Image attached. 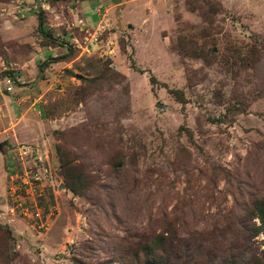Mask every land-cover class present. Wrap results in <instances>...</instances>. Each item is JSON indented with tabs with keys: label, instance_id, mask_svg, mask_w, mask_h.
I'll return each mask as SVG.
<instances>
[{
	"label": "rangeland",
	"instance_id": "374dc122",
	"mask_svg": "<svg viewBox=\"0 0 264 264\" xmlns=\"http://www.w3.org/2000/svg\"><path fill=\"white\" fill-rule=\"evenodd\" d=\"M37 1L0 0V264H110L156 234L187 264L263 256L244 205L264 193V0ZM19 144L41 227L9 215Z\"/></svg>",
	"mask_w": 264,
	"mask_h": 264
},
{
	"label": "trees",
	"instance_id": "16d2710c",
	"mask_svg": "<svg viewBox=\"0 0 264 264\" xmlns=\"http://www.w3.org/2000/svg\"><path fill=\"white\" fill-rule=\"evenodd\" d=\"M40 2V0H38ZM51 2H57V1H65V0H49ZM72 1H83V0H72ZM37 18H38V29L41 32V34L49 39H52L51 33L47 30V27L44 25V17L42 14V10L37 12ZM70 54H67L65 56H61V58L68 57ZM58 58H51V60H59ZM49 61H45L40 66V70L48 65ZM9 76L12 77V72H5ZM60 160L61 169L63 171V177L65 186L68 190L77 193L79 191L80 186L77 185V181H80L85 177L83 174H69V169L71 171V163L64 160V156L61 154L60 149L57 150ZM119 162H116V164ZM115 164V165H116ZM69 167V168H68ZM68 171V172H67ZM8 196V195H7ZM253 199H249L247 203L244 205V208L247 210V218H258L259 224L251 225L249 228L246 229L248 233V237L255 236L259 232H264V193L257 195L255 194L253 196ZM250 201V204L248 206V202ZM168 232H172V230H169ZM3 234L6 235V237H9L11 232L8 226H2L0 225V236ZM128 238V236H127ZM170 238V236H169ZM125 240V239H124ZM132 242H124L122 244H119V246L113 247L115 251L114 256L111 258L113 260H108L106 262L110 261V264L112 261H117V264H187V262H182L181 259H175V246L171 243L170 240H167L166 235L164 234H156L152 236L149 239L142 240L141 238H138L137 240L131 239ZM129 243V244H128ZM135 244L134 248H137L134 252H132L131 258L126 257V252L129 247V245ZM244 247V248H243ZM242 248H240V251L232 254L225 260V264H264V255L263 256H257L254 252L253 247L248 245H243ZM1 252V250H0ZM204 254V252H203ZM210 254L209 251L204 254V257H208ZM192 259V263L200 264L201 260H197L196 257L194 258H187ZM178 260V261H174ZM207 260V259H205ZM204 261V260H203ZM105 262V261H104ZM178 262V263H177ZM10 263V259L6 258V264ZM191 263V264H192ZM94 264H104L103 261L97 262Z\"/></svg>",
	"mask_w": 264,
	"mask_h": 264
},
{
	"label": "built area",
	"instance_id": "2783aa9c",
	"mask_svg": "<svg viewBox=\"0 0 264 264\" xmlns=\"http://www.w3.org/2000/svg\"><path fill=\"white\" fill-rule=\"evenodd\" d=\"M3 81L6 84L5 89L11 90L13 78L6 75ZM15 155L22 166V171L14 172L11 176L14 178V182L11 184L7 196L9 215L12 218L17 212L22 218L33 221L41 227L46 223L42 219L44 209L37 202L42 195L41 179L38 173L29 172L28 167L25 166L30 158L36 159V154L31 151L29 145L19 144Z\"/></svg>",
	"mask_w": 264,
	"mask_h": 264
},
{
	"label": "crops",
	"instance_id": "0c3cea01",
	"mask_svg": "<svg viewBox=\"0 0 264 264\" xmlns=\"http://www.w3.org/2000/svg\"><path fill=\"white\" fill-rule=\"evenodd\" d=\"M14 80V79H13ZM6 87V86H5ZM11 88H12V85H11ZM13 89V88H12ZM10 91V90H9ZM0 96H2L1 98H2V100H5V98L7 97V98H9L10 99V95L9 94H7V93H3L1 90H0ZM0 110H1V108H0ZM23 115H21V118H23L22 117ZM2 120H3V118H2ZM22 120V119H21ZM4 121V120H3ZM23 123L25 124V125H27L26 126V129L27 130H29V129H31V131H34V129H32L31 127H32V125L30 124V123H28L27 121H23ZM3 124V123H2ZM30 131V130H29ZM2 133V131L0 132V134ZM6 134L7 133H5V136H0L1 138H3V137H6ZM8 135V134H7ZM2 147V146H1Z\"/></svg>",
	"mask_w": 264,
	"mask_h": 264
},
{
	"label": "water",
	"instance_id": "95a60500",
	"mask_svg": "<svg viewBox=\"0 0 264 264\" xmlns=\"http://www.w3.org/2000/svg\"><path fill=\"white\" fill-rule=\"evenodd\" d=\"M37 6H39V7H40V5H39V1H37ZM0 149H1V144H0Z\"/></svg>",
	"mask_w": 264,
	"mask_h": 264
}]
</instances>
